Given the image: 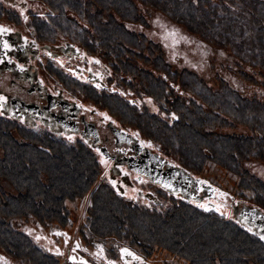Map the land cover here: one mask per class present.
Here are the masks:
<instances>
[{"label": "flooded vegetation", "instance_id": "af4514ba", "mask_svg": "<svg viewBox=\"0 0 264 264\" xmlns=\"http://www.w3.org/2000/svg\"><path fill=\"white\" fill-rule=\"evenodd\" d=\"M159 1L0 0V118L33 148L0 264H264V0Z\"/></svg>", "mask_w": 264, "mask_h": 264}, {"label": "trees", "instance_id": "16d2710c", "mask_svg": "<svg viewBox=\"0 0 264 264\" xmlns=\"http://www.w3.org/2000/svg\"><path fill=\"white\" fill-rule=\"evenodd\" d=\"M146 1V0H144ZM159 0H153V3H157ZM160 3V1L158 2ZM158 6V5H156ZM257 67H254V70H256ZM4 120L0 118V222H6L7 219L11 216H15L17 213H19V203L21 202L20 200V194L18 192L19 188V171L21 170V162L23 160V156L25 154H28L29 156H32L33 152L31 151L30 144H26L21 142L24 137L21 135H14L12 134V131L8 129L9 126ZM32 136L30 135H25V139L31 138ZM23 148H27L26 153L22 150ZM29 149V150H28ZM41 162H45L42 164L44 169L47 171L49 169L48 166V159L49 157L47 156L48 153L41 152ZM29 161V170L33 171V163L37 164V160L34 161L33 158H28ZM35 171V169H34ZM31 180L34 178L32 176ZM8 183V185H7ZM3 186H9L11 188L10 191H6ZM89 187V185H87ZM87 187L84 188L83 191L87 189ZM51 191V190H50ZM48 193L44 194L46 198H51L54 195ZM95 194L93 196V201L96 199ZM101 199L104 200L102 203V214L103 218L107 221L110 222H117L119 221H124V222H133L131 221L130 216L126 212H121L118 216V213H116L113 210V207L108 204L107 200L110 201L109 197H104V199L101 196ZM110 207L111 209H109ZM125 214V215H124ZM126 219V220H122ZM154 230L151 232L153 234V243L157 244H163V242H167L170 245V248L176 249L177 247V240H178V235L169 233L167 236L164 232V226H160L156 224L153 228ZM1 231L13 234V231L10 229L9 226L7 225H1L0 223V233ZM141 234H145L144 227H141ZM139 233V231H137ZM194 260V262H193ZM233 261L238 262V259H233ZM190 264H214L211 259H206L205 257H201L199 259H193L191 258Z\"/></svg>", "mask_w": 264, "mask_h": 264}, {"label": "rangeland", "instance_id": "374dc122", "mask_svg": "<svg viewBox=\"0 0 264 264\" xmlns=\"http://www.w3.org/2000/svg\"><path fill=\"white\" fill-rule=\"evenodd\" d=\"M249 29H253L252 28V26H250V28ZM250 31V30H249ZM249 41V40H248ZM255 50H257V49H255ZM239 52V51H238ZM240 53V55L243 57V58H253V59H255V57H256V55L253 53V54H251V53H249V50H242L241 52H239ZM251 58V59H252ZM252 59V60H253ZM244 145V146H243ZM243 145H241V144H239V148H240V151L241 150H244V151H248V152H251V151H253V153L256 155H259V153H261L263 150V147L262 146H260L261 144H257V145H253L252 143H245V144H243ZM88 202V199H87V197H83V199H82V201H81V204H86ZM175 263V262H174Z\"/></svg>", "mask_w": 264, "mask_h": 264}, {"label": "snow or ice", "instance_id": "6c2138e0", "mask_svg": "<svg viewBox=\"0 0 264 264\" xmlns=\"http://www.w3.org/2000/svg\"><path fill=\"white\" fill-rule=\"evenodd\" d=\"M8 31H9V29H7V28H5V27H3V26H0V33H6V32H8ZM5 47H7V44H5ZM123 251L127 252L126 249L123 250ZM129 255H131V253H129Z\"/></svg>", "mask_w": 264, "mask_h": 264}]
</instances>
